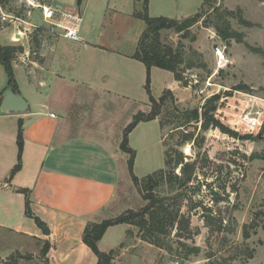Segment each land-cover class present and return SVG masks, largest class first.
Masks as SVG:
<instances>
[{
  "label": "rangeland",
  "instance_id": "rangeland-1",
  "mask_svg": "<svg viewBox=\"0 0 264 264\" xmlns=\"http://www.w3.org/2000/svg\"><path fill=\"white\" fill-rule=\"evenodd\" d=\"M53 2L69 9L79 7L82 12L80 30H91L93 37L104 36L105 40L113 42L114 48L125 49L136 44L144 28V22L133 16L135 10L142 8V0H81L79 5L78 0ZM200 4L201 0H148L147 6L151 17L180 19L196 13ZM87 5L94 7V14H88ZM214 7H219V11L241 12L249 26L233 18L230 22L235 31L243 34V43L234 40L227 43L221 40L214 28L202 26L207 13L190 29L189 37L164 31L162 36L168 43L176 45L180 42L186 49L201 53L209 72L199 68L186 70L183 76L190 80L191 86L179 84L173 92L174 101L167 97L160 107L157 118L163 123L162 128L157 120L142 122L128 137V146L135 154L133 174L140 179L165 168L166 150L182 152L181 147L191 145L193 152L184 154L183 163H196L193 180L183 190H178L184 194L179 206L180 213L189 220V229H169L166 237L167 245L171 247L169 250L142 241L138 228L132 226L131 234L126 236V244L136 243L138 246L135 251L121 256L117 264H264V0H217ZM31 21L45 25L37 9L33 10ZM11 29L10 24L0 21L1 46L9 45L7 39ZM80 34L79 31V37ZM191 35L194 40H191ZM58 39L65 40L61 36ZM222 42L226 45L231 64L216 70L213 47ZM75 52L78 51L75 49ZM16 63L12 65L16 85L23 96L30 98L28 91L34 86L28 81L27 69ZM136 63L141 65L142 73L140 76L136 72L134 87L126 94L147 104L145 66L141 62ZM154 68L149 76L150 91L157 100L161 91L173 82V77L169 71ZM6 78L0 68V88L7 84ZM214 95L218 96L215 110L208 114L224 125L227 132L212 125L206 130L201 127L203 105ZM118 108L120 122L134 109L135 113L146 111L142 103L125 107L120 104ZM192 110L198 111V119L188 122V118H182L183 112L191 115ZM249 111L257 112L259 127L251 129L241 120L242 113ZM184 138L187 140L182 144ZM252 155L254 158L250 159ZM180 168L181 165L174 167V173L180 172ZM164 189V194L169 196L178 192L170 193L166 186ZM118 193L116 201L121 202L117 207L118 215L129 210L138 211L146 204L135 186L122 185ZM2 206L0 201V209ZM20 213H13L10 219H6L0 210V225L15 224L21 218ZM244 226L250 233L246 240L243 237ZM34 243L41 246L40 241L0 228V264H18V258H21V264H43L45 261L39 250V261L33 258L31 245ZM189 248L196 252L186 255ZM249 250L253 253L251 258L248 257Z\"/></svg>",
  "mask_w": 264,
  "mask_h": 264
},
{
  "label": "crops",
  "instance_id": "crops-1",
  "mask_svg": "<svg viewBox=\"0 0 264 264\" xmlns=\"http://www.w3.org/2000/svg\"><path fill=\"white\" fill-rule=\"evenodd\" d=\"M41 1L56 8H66L53 0ZM80 3L78 0L77 4ZM86 8L89 15L94 14L92 5ZM10 28L9 45L20 46L22 50L32 49L31 36L18 33L11 25ZM40 29L42 33L37 36L35 46L37 56L27 64H21L16 63L15 55L12 63L27 69L28 81L35 87L28 91L30 98L23 96L18 85L16 90L6 83L0 88V201L3 203L0 210L6 219L13 213H22L15 224L6 223L0 228L33 241L49 242L46 254L49 264H96V255L82 241L83 231L90 222L118 216L117 207L121 202L116 199L119 190L122 185L134 187L127 165L128 155L120 149V143L123 130L134 115L150 108L147 93V104L126 94L134 87L136 72L140 76L142 73L141 65L136 63L139 61L132 58L140 35L136 44L124 49L114 48L113 42L105 40L104 36H91L92 31L87 29L80 30L79 41L60 40L59 36ZM13 35L16 41L12 40ZM115 43L121 44L119 40ZM154 69H150V75ZM177 87L179 82L173 78L161 94L165 89L173 94ZM7 88L25 99L28 108L24 112L14 113L1 108L2 93ZM140 103L146 111L135 113L134 109L123 122L118 121V105ZM153 120L160 126L158 118ZM19 121L23 137L21 162L19 170L11 176L18 159ZM126 121L129 122L126 124ZM23 190L28 191L33 217L24 214ZM40 225L48 228V235L42 232ZM132 230V225L126 223L112 225L98 241V248L103 252L123 245L112 264H117L121 256L135 251L138 246L126 244L127 232ZM31 248L33 258L39 261L37 251L41 247L34 243ZM18 259L21 264V258Z\"/></svg>",
  "mask_w": 264,
  "mask_h": 264
},
{
  "label": "trees",
  "instance_id": "trees-1",
  "mask_svg": "<svg viewBox=\"0 0 264 264\" xmlns=\"http://www.w3.org/2000/svg\"><path fill=\"white\" fill-rule=\"evenodd\" d=\"M216 1L217 0H202L196 13L181 19L164 16H149L147 6L148 0H142L143 6L141 11H135L133 13L134 17L144 22V28L140 34L132 58L143 63L146 68L145 91L149 95L150 110L148 113L138 112L134 115L133 120L123 130L120 149L128 155L127 165L131 180L141 193L142 199L146 204L138 211L129 210L116 217L104 219L100 222H90L86 225L82 234V241L96 255V264H112L113 260L119 255L120 248L123 246L121 244L120 248L108 252H103L98 248V241L109 226L122 223L135 226L138 228L137 233L141 235L142 241L159 249L168 248L169 250L171 247L167 245L166 242V237L170 233L169 229L173 227H175L177 231L189 229L188 218L180 213V200H182L184 194L178 190H183L192 182L196 163H183L185 156L182 152L168 149L165 151V168L159 169L140 179L133 174L132 167L135 154L132 148L128 146V134L137 123L157 118L159 116L160 107L165 104L167 97H170L172 101L175 99L169 89H165L157 100L152 97L149 79L150 69L152 67L171 72L174 80L179 82L183 87H187L191 84L189 83L190 80L183 76L186 70L199 68L202 71H206V73L209 72L206 63L202 60L201 53H198V51L192 48L186 49L180 42L176 45L168 43L162 36L164 31H172V33L178 34L181 37H189L191 33L190 29L198 24L200 19L207 13L206 19L202 21V26L214 28L221 40L227 43L231 40L237 43H243V34L232 28L230 19H237L240 24L245 26H249L250 24L242 18L239 10L237 12L228 9L219 11V7H214ZM14 3L15 0H0V4L5 10L22 14L23 8L18 7L16 3ZM41 33V29H36L32 32V49L37 46V36ZM194 38L195 37L191 35V40H194ZM21 50L22 48L16 45H0V65L7 76L8 86L15 90L16 81L12 71V62L15 54ZM217 100L218 96L214 95L203 105L204 121L201 127L206 130L212 125V127H217L222 132H227L228 129L224 127V125L212 119L211 115L208 114L210 111L215 110V102ZM190 113L191 115L188 112H183L182 118H188V122L192 119H198L199 113L197 110H192ZM162 125L163 123L160 121L161 128ZM177 127H180V125H177ZM186 140L187 138H184L182 144ZM16 143L18 148V159L17 164L11 171V176L20 168L23 148L21 121L18 122ZM249 158L253 159L254 156L252 155ZM171 165H173V168L181 165L180 172L175 174ZM164 186H166V188L168 187L170 193L174 191L178 192L173 196L166 195L163 192L165 191ZM22 192L25 194L24 214L27 217H33L29 207L30 199L28 197V191L23 190ZM35 220L37 223L42 224L39 219L35 218ZM127 234H131V231H128ZM243 237L245 240L250 237L247 226L243 228ZM182 246L186 247L183 243ZM40 247V254L45 261L43 264H49L46 259L47 251L50 248L49 242L41 241ZM195 252V249L189 248L186 251V255ZM252 254V250H249L248 257L251 258Z\"/></svg>",
  "mask_w": 264,
  "mask_h": 264
},
{
  "label": "built area",
  "instance_id": "built-area-1",
  "mask_svg": "<svg viewBox=\"0 0 264 264\" xmlns=\"http://www.w3.org/2000/svg\"><path fill=\"white\" fill-rule=\"evenodd\" d=\"M15 3L18 7L23 8L22 14L9 12L0 4V21L15 27L18 33H23L29 38L34 30L43 28L49 34L61 36L62 38L73 41L80 40L79 31L82 22V13L79 8H56L43 3L41 0H15ZM35 9L40 11L45 25L40 26L31 21L32 12ZM12 40L16 41L17 38L13 35ZM37 54L38 52L35 48L25 49L15 54V60L21 64H27ZM213 56L216 63V70L231 64V60L226 54V45L223 42L214 45ZM256 116L257 112L253 113L249 111L248 113H242L240 118L249 128L253 129L259 127L261 124L259 118ZM181 149L185 155H191L193 152L190 144L184 145Z\"/></svg>",
  "mask_w": 264,
  "mask_h": 264
},
{
  "label": "water",
  "instance_id": "water-1",
  "mask_svg": "<svg viewBox=\"0 0 264 264\" xmlns=\"http://www.w3.org/2000/svg\"><path fill=\"white\" fill-rule=\"evenodd\" d=\"M1 108L9 112L22 113L28 108V104L21 95L13 92L11 88H7L2 93ZM40 227L45 235L49 234L46 226L40 225Z\"/></svg>",
  "mask_w": 264,
  "mask_h": 264
}]
</instances>
